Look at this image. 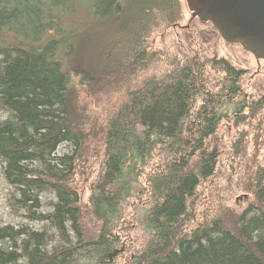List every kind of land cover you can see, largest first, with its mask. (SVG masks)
Returning <instances> with one entry per match:
<instances>
[{"label": "trees", "instance_id": "16d2710c", "mask_svg": "<svg viewBox=\"0 0 264 264\" xmlns=\"http://www.w3.org/2000/svg\"><path fill=\"white\" fill-rule=\"evenodd\" d=\"M138 1L89 0L87 11L95 19L78 24L89 25L82 30L66 25L79 0H0L2 175L10 200L29 221L44 224L40 229L0 224V264H110L108 254L121 243L119 231L128 229L124 205L131 199L140 206L138 223L146 238L124 264H264L261 167L251 174L252 186L243 187L252 196L243 210L232 215L212 206L211 217L204 215L186 230L195 216L198 186L217 172L220 154L210 139L228 110L240 113L246 105L240 94L244 71L219 59L216 68L224 77L215 90L203 67L188 65L126 92L103 129L92 133L88 120L78 117L68 58L85 50L87 35L98 40L93 62L105 72L130 76L147 69L145 29L160 19L156 13L163 14L166 3L144 1L141 16L123 11L126 3ZM122 17L125 26L118 24ZM122 41H128L126 48ZM94 68L84 69L80 84L98 80ZM262 101L246 107L260 108ZM87 142L98 144L91 151L99 166L84 214L75 177L92 153L84 148ZM237 144L231 147L235 155ZM61 146L65 151L59 152ZM45 194L51 196L50 209L37 213Z\"/></svg>", "mask_w": 264, "mask_h": 264}, {"label": "rangeland", "instance_id": "374dc122", "mask_svg": "<svg viewBox=\"0 0 264 264\" xmlns=\"http://www.w3.org/2000/svg\"><path fill=\"white\" fill-rule=\"evenodd\" d=\"M144 1L146 0H139L136 6L124 3L123 11L129 16L135 13L141 16L142 11L143 14H146V9H143L145 5L142 4ZM88 3L89 0H79L77 10L72 11L66 17V25L72 27L74 24L75 29L86 30L89 25L78 24L85 23L86 19L89 21L95 19L92 12L87 11ZM165 3L163 14L156 13L158 14L156 17H160V19H156L155 23L151 22L145 29L144 48L151 58L147 69L137 72L135 75L132 73L130 76H127V71L105 72L102 66L98 67L93 62L94 57L98 56L97 53L100 52L98 40L87 35L84 42L85 50H76L75 54L68 58L71 66L67 65L72 69L69 71L71 74L70 96L79 119L83 115L89 122L86 125L94 133L103 129L107 118L118 109L124 100L123 96L126 92L134 91L148 80L153 78L164 79L178 68H187L188 65L189 68H193L192 64H194L197 68H204L202 73L203 76H207L208 85H213L215 90H218L216 88L224 77V73L216 68L218 66L216 62L219 59H224L230 65L244 71L240 94L245 99L246 105L241 108L242 112L240 113L237 111L235 113L231 109L228 110V117L219 122L217 130L210 139L209 146L216 147L220 154L216 167L217 172H215L213 180L210 179V182L201 184L196 190L198 204L195 208V216L186 227V230H190L203 220L204 215L211 217L209 208L212 206H216L217 212L220 209L236 215L252 201L251 194L243 192V187L247 184L252 186L254 178H251V174L255 168L264 169V104L261 103L260 108L252 107V110H248L246 106L253 101L263 102L264 61H256L250 53L238 45L225 43L212 25H185L190 18V11L185 0H165ZM148 18L150 17L148 16L147 20ZM175 21L181 24L179 28L167 25ZM137 22L138 20L135 21L134 25H138ZM122 23L125 24L123 17L118 20L119 26L123 25ZM98 28L95 29L96 33H98ZM136 30L139 32V29ZM137 31L136 33H138ZM93 33L95 32L92 31ZM100 34L105 35L106 30ZM125 42L122 41L124 44L122 47L126 48L128 41ZM92 64L95 65V68ZM89 65L91 69L94 68V72H98L99 78L97 81L82 80L80 84L79 78L85 75L84 69H87ZM198 105L199 103H196L194 107L197 108ZM236 114L240 115V121L233 119ZM233 144L240 147L237 155L231 151ZM97 147H99L98 144L94 142H87L84 146L88 150L87 152H92L91 150H95ZM63 151H65V147L61 146L59 152ZM92 154L94 155V151L89 156L84 157L86 163L75 177L77 187L82 192L81 209L84 214L89 211L87 195L90 186L97 177L99 166V158L93 159ZM251 158L254 162H251ZM155 159H158L157 156L154 157ZM246 168H248L247 171ZM10 191L3 178L0 164V224L42 228L44 224L29 221L26 212L20 209L13 200H10ZM50 199L51 196L48 194L41 197L42 206L37 210V213L49 211ZM135 205L132 199L124 205L127 217L123 229L125 226H128V229H124L123 233L122 230L119 231L122 239L117 248H123L124 251L114 256L109 262L110 264H124L144 244L146 235L138 223L140 206L136 209ZM91 221V219L86 218L87 228L92 227L93 222ZM83 226L86 227L85 224Z\"/></svg>", "mask_w": 264, "mask_h": 264}, {"label": "water", "instance_id": "95a60500", "mask_svg": "<svg viewBox=\"0 0 264 264\" xmlns=\"http://www.w3.org/2000/svg\"><path fill=\"white\" fill-rule=\"evenodd\" d=\"M185 2L192 15L203 23H211L225 43L240 46L256 61L264 60V0ZM122 251L120 248L108 254L109 262Z\"/></svg>", "mask_w": 264, "mask_h": 264}, {"label": "flooded vegetation", "instance_id": "af4514ba", "mask_svg": "<svg viewBox=\"0 0 264 264\" xmlns=\"http://www.w3.org/2000/svg\"><path fill=\"white\" fill-rule=\"evenodd\" d=\"M123 1H125V0H123ZM132 1V0H131ZM150 25V24H149ZM167 25H172V27H174V28H179V25H181V24H179V22L178 21H175V22H173L172 24H167ZM185 25H212L211 23H209V22H206V23H203V22H201L197 17H194L193 15H192V13L190 12V18H189V20L187 21V23L185 24ZM186 30H187V28H185ZM215 29V28H214ZM218 33V32H217ZM219 35V34H218ZM262 61H264V60H262ZM258 64V63H257Z\"/></svg>", "mask_w": 264, "mask_h": 264}]
</instances>
